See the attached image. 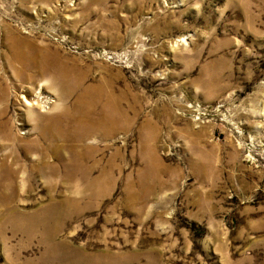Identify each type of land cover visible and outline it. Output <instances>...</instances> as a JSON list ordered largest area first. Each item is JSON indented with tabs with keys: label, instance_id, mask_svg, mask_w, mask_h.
Returning a JSON list of instances; mask_svg holds the SVG:
<instances>
[{
	"label": "rangeland",
	"instance_id": "obj_1",
	"mask_svg": "<svg viewBox=\"0 0 264 264\" xmlns=\"http://www.w3.org/2000/svg\"><path fill=\"white\" fill-rule=\"evenodd\" d=\"M61 68L109 91L128 126L44 135L20 95L54 99ZM0 100L1 163L30 176L40 144L73 183L100 180L72 206L48 197L69 182L37 174L0 201V264H264V0H0Z\"/></svg>",
	"mask_w": 264,
	"mask_h": 264
},
{
	"label": "bare ground",
	"instance_id": "obj_2",
	"mask_svg": "<svg viewBox=\"0 0 264 264\" xmlns=\"http://www.w3.org/2000/svg\"><path fill=\"white\" fill-rule=\"evenodd\" d=\"M20 46L23 47L21 44H20ZM28 50H29V47H28ZM18 51H20V53L18 52V55L20 57L17 56L18 60H20L21 62L23 61L24 63H29V61H33V60H30L29 58H27L25 55H21L22 49L20 47H19ZM25 51L26 50H24V52ZM15 53L17 54V52H15ZM26 54H27V52H26ZM35 54H37V53H35ZM32 57H34L36 59V56L31 55L30 58H32ZM37 57L39 58L38 60L40 61V64L42 62V64H41L42 66H48L50 69H54V68H51V64H49V61H48V58L46 57V55L41 58L39 56V53H38ZM37 64H39V63H37ZM37 67H38V65H37ZM61 71L62 72H60L59 75H58V73L53 75L49 81L45 80V81H47V83L50 82V85H48L49 87H51V88L54 87L56 89L55 91L57 93V97H55L54 99H50L49 97L44 96L41 91L37 92L33 99H28L23 94L20 95V99L23 100L24 104L30 110L29 111V117L34 119L35 126L37 124H39L38 126H40V124H43L44 122L41 123V120L45 119V123H44V125H42L43 128H41L42 133L44 135H47V134L51 135V133L54 134L53 133V131H54L55 135H57L58 138L60 140H62L63 142L66 141V139H68L67 137L70 138V136H71L70 140L74 139V142L76 144H80V143H83L84 141H86L87 137L89 135H91L92 133L96 132L97 130H102V133L104 134V136H108V135L116 132L119 128H123L122 125L128 126L127 123L129 121L127 122L125 120V116L127 118V115L125 113L126 111L123 110L119 106V101L116 100L109 91H105L102 86L101 87H94V88L93 87H85L84 82H83V78L81 76H79V75L72 76L70 73L67 74L65 68H61ZM18 79H21L20 75H19ZM1 87L3 88V86H1ZM80 90H82V92L79 93V95H78L76 92H79ZM75 93L78 95L77 96L78 98L75 101L74 105H72L73 109H71L69 111V113L68 112L66 113L65 108H67V107L61 106V104H65L68 101V99L71 98V96H73ZM3 95H5V93L3 91H1V96H3ZM97 102L101 103L100 104L101 109H100V112H98V114L94 113V111H93L94 106ZM38 107H40L41 109H47V110L41 111V112H45V114L40 113L43 117L40 116L39 114H36ZM53 110H57L58 112L57 111L56 112L59 114V115H57L58 118H57V116L55 117V120L54 119L51 120V118L48 117L49 115H47L49 113V111H53ZM95 110H97V109H95ZM97 111H95V112H97ZM60 117H63V120H66L65 123L67 124V126H70L71 132H72L71 134H68L66 136L63 132H61V128H62L61 127V119L62 118L60 119ZM52 121H54V122H52ZM57 124L61 128H59V127L57 128ZM38 126H36V127L38 128ZM126 126H124V127H126ZM0 131H5V130L2 129ZM68 132H70V129H68ZM9 137H11V136H9ZM9 137H7V138L9 139ZM9 140L13 141L11 138ZM14 142H15V140H14ZM59 142H61V141H59ZM69 143H72V142H69ZM11 145H13V142ZM36 145H37V147H36L37 152H35V153L38 155L37 157H39V158L35 159V160L37 163H39V165L34 166L33 169L30 168V169H32V170H30V173L28 171L30 176L27 173H25L26 171L23 170L22 166H19L17 164L15 166L14 165L15 163L12 165H10V164L7 165L5 161L2 163L0 162L1 163V165H0V201H2L4 203H8L9 205L12 206V204L16 201L15 195H17V193H19L20 189L22 190V189H24L23 187L26 186V185L25 186L23 185L24 184L23 182H29L28 178L29 179H32V177L34 178L33 175H36V174H37L36 176H39V177L46 179V180L60 179L64 182H69L68 183L69 185L67 184L66 186H63L61 188L64 191L61 189L55 190L54 188H49L48 197L50 199L53 198L54 194H58V193H60V194L68 193V194H70V195L72 194L74 196L73 198H69L66 196L67 198H65L64 201L62 202L63 206L74 205L76 203L74 201L75 198H78V197L80 198L82 196H85L88 194V192L92 193V194H96V192H97L96 186H99L97 184L100 181L99 178L96 181H93V182H96L95 183L96 185L94 183L93 184L88 183L86 186L82 187L79 184L73 183L76 181L75 180L76 178H73V175H74L73 171H76L77 169L73 168V167H67V169L64 168L62 170L59 169L58 166L52 164L53 162L49 161V158H48V156H49L48 153H51V151L55 153L56 151L54 149H52V147L49 148V150L47 151V149L43 148V146H41L40 144H36ZM39 145H40V147H39ZM51 146H53V145H51ZM72 146L74 147V145H72ZM8 147H9V145H8ZM77 147H79V146H77ZM32 148H33V146H32ZM86 148H88V147H86ZM9 149H13V148H9ZM71 149H73V148H71ZM70 151L71 150H69V152ZM13 152H14V150H13ZM15 152H17V151H15ZM30 152L33 153V151H31V150H30ZM71 152L73 153V155L80 154L77 151L74 152V150ZM93 152L95 153V151H93ZM87 153H89V152H87ZM14 155H15V153H14ZM87 155H89V154H87ZM9 156H11V155H9ZM68 156H69V154H68ZM80 158H81V155L74 156L75 161H74V159L70 160V161H73V163H78V161L76 159L79 160ZM16 159H17V157H16ZM11 161H12V159H11ZM15 162L17 163V161H15ZM96 163H98V162L95 161V164ZM110 163H114V160H111ZM36 164H33V165H36ZM82 171H83L82 176H80L81 179H77V180L82 181V182H86V181H88L87 178L89 177L91 170L90 169H84ZM14 211L15 210L13 209V213H15Z\"/></svg>",
	"mask_w": 264,
	"mask_h": 264
}]
</instances>
